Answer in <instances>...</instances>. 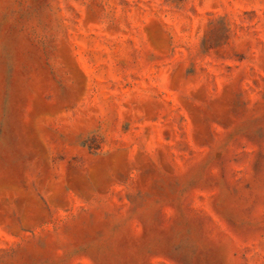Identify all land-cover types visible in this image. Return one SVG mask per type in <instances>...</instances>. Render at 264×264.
<instances>
[{
	"label": "rangeland",
	"instance_id": "obj_1",
	"mask_svg": "<svg viewBox=\"0 0 264 264\" xmlns=\"http://www.w3.org/2000/svg\"><path fill=\"white\" fill-rule=\"evenodd\" d=\"M0 264H264V0H0Z\"/></svg>",
	"mask_w": 264,
	"mask_h": 264
}]
</instances>
